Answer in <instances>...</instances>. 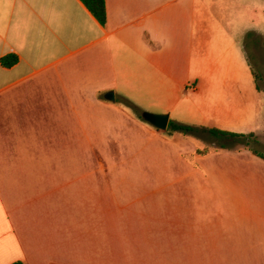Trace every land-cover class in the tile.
<instances>
[{
    "label": "crops",
    "instance_id": "1",
    "mask_svg": "<svg viewBox=\"0 0 264 264\" xmlns=\"http://www.w3.org/2000/svg\"><path fill=\"white\" fill-rule=\"evenodd\" d=\"M106 8L102 25L82 0H0V264L162 258L118 252V238L138 240L115 230L130 229L148 230L143 245H180L179 264H264V206L182 205L175 220L155 207L167 190L142 194L137 176L68 171L93 164L94 133L108 142L141 127L162 131L143 112L260 135L264 90L246 41L264 39V0H106ZM10 55L18 61L7 67ZM214 153L264 163L246 148ZM130 205L135 220L114 219Z\"/></svg>",
    "mask_w": 264,
    "mask_h": 264
},
{
    "label": "rangeland",
    "instance_id": "2",
    "mask_svg": "<svg viewBox=\"0 0 264 264\" xmlns=\"http://www.w3.org/2000/svg\"><path fill=\"white\" fill-rule=\"evenodd\" d=\"M246 50L264 90V39L256 36L249 37L246 41ZM167 129L156 133L157 131L141 127L134 130L135 134L134 136L131 134L132 137L125 132L122 141L119 138L108 142H102L100 134L94 133V139H97L94 145L98 147H94L91 151L94 158L93 164L70 166L68 171L81 172L92 166L94 172L137 176L140 179L137 183L142 194L148 195L150 192L148 190L153 188L167 190L166 196L162 193L156 198L155 207L158 214L162 213L160 217L163 216L164 211L172 210L175 220L179 218L182 205L264 206V177L260 178L264 175L263 160L251 162L248 158L250 155L237 156L236 153H229L230 155L224 156L214 153L221 150L237 152L240 148L251 150L250 148L242 145L233 149L223 148L221 139L203 131L182 132ZM256 133L260 135L257 141L252 143L253 148L264 154V112L259 119ZM207 153L213 155L206 159H198L196 156ZM101 159L105 164L97 163ZM202 191L214 192L202 194ZM252 192L254 195H251ZM136 194L137 192H134V195ZM228 194L229 196H224ZM140 198L144 203L149 200L148 196ZM134 209L135 207L130 205L126 212L113 213L116 216L114 219L135 220ZM145 209H148V205ZM125 231L138 241L130 245H121L118 238L114 246L118 252H123L124 248H132L133 252L141 254L151 251L162 256L151 261V264L168 263V261L165 262L168 258L173 259L171 263L179 264L176 259L180 256V245H143L141 240L148 235L147 229L115 230L118 237L122 236V232L126 234ZM171 232L173 237L177 236L175 227ZM157 233L158 236H166L160 234L159 229ZM227 243L226 241L223 244V249L227 247ZM218 263L228 264V261Z\"/></svg>",
    "mask_w": 264,
    "mask_h": 264
},
{
    "label": "trees",
    "instance_id": "3",
    "mask_svg": "<svg viewBox=\"0 0 264 264\" xmlns=\"http://www.w3.org/2000/svg\"><path fill=\"white\" fill-rule=\"evenodd\" d=\"M82 2L86 5V7L91 11V13L96 17V19L102 24L105 25L107 22V8H106V0H82ZM253 35L252 33H248V38ZM18 61V57L14 55L6 56L2 59V63L5 66H12ZM255 73V72H254ZM256 79L257 75L255 73ZM258 86L263 89L258 81ZM136 109V108H135ZM139 112L138 109H136ZM169 129L172 131H182V132H191V131H203L206 132L216 138H219L223 141L221 147L223 148H239L240 145L250 148L256 155L260 156L264 159V154L253 148V142L257 141L258 135L254 133L244 134V133H234L223 131L219 129H211V128H199L195 126L179 124L177 122L171 121L169 123ZM12 264H27L24 261H16Z\"/></svg>",
    "mask_w": 264,
    "mask_h": 264
},
{
    "label": "water",
    "instance_id": "4",
    "mask_svg": "<svg viewBox=\"0 0 264 264\" xmlns=\"http://www.w3.org/2000/svg\"><path fill=\"white\" fill-rule=\"evenodd\" d=\"M110 100L115 99L114 92H109L106 96ZM142 117L144 120L159 128L161 130H166L169 126V115L168 114H156L151 112H143Z\"/></svg>",
    "mask_w": 264,
    "mask_h": 264
}]
</instances>
